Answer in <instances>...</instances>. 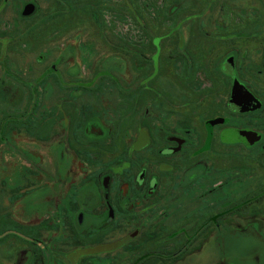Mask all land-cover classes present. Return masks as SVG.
<instances>
[{"label": "rangeland", "instance_id": "1", "mask_svg": "<svg viewBox=\"0 0 264 264\" xmlns=\"http://www.w3.org/2000/svg\"><path fill=\"white\" fill-rule=\"evenodd\" d=\"M28 3H34L37 12L24 18L21 13ZM258 48L264 51V0H0V89L9 92L13 87L18 116L25 104L33 105V143L8 140V147L18 154L11 184L34 182L16 191L22 198L27 190L31 193L17 207L19 220L37 225L47 216H58L62 200L77 192L74 185L81 180L71 171L75 160L58 149L73 145V133L62 130V118L50 125L47 139L56 148L42 145L44 107L65 103L74 108L79 99L77 77L86 73L91 78L98 70H108L114 82L104 80L94 96L96 103L102 98L116 108L112 125L120 129L129 107L130 116L138 111L139 96L140 103L159 111L163 127L172 123L177 134H189V144L176 158V172L163 181L145 218L131 223L118 220L104 229L100 242L122 239L137 229L140 234L124 249L99 257L98 264H172L171 255L185 243L186 233L199 228L195 236H200L187 249L192 252L178 264H221L226 258L228 264H257L256 256L264 261V203L250 206L246 215L232 214L216 222L223 211L226 215L231 206L252 199L264 187L260 155L219 139L213 151L193 160L187 157L204 146L206 122L225 119L228 128L264 134V113L239 117L225 111L231 82L218 73L223 59L236 55L239 77L264 99V77L257 75L253 60ZM6 96L0 98L4 119L15 110ZM133 101L137 105L132 106ZM112 108H104L108 117ZM132 122L130 117L131 127ZM18 125L21 134L25 128ZM114 144V149L94 152L96 178L112 159L122 172L119 156L124 143ZM1 150H7L6 144ZM148 157L152 156L145 160ZM8 160L2 156V168L8 167ZM206 163L205 172L201 167ZM5 183L0 191L2 220L12 216L13 207L6 205V199L15 192L10 193ZM207 219L215 222L205 224ZM43 225L49 231L46 248L39 247L44 260L69 264L65 252L83 243L75 219ZM11 227L10 222H0V264H14V249L26 247L5 235Z\"/></svg>", "mask_w": 264, "mask_h": 264}, {"label": "flooded vegetation", "instance_id": "2", "mask_svg": "<svg viewBox=\"0 0 264 264\" xmlns=\"http://www.w3.org/2000/svg\"><path fill=\"white\" fill-rule=\"evenodd\" d=\"M255 54V57L259 59L258 61L257 59H253L257 66L256 73L259 77H264V51L258 48L255 49ZM236 60V55L231 54L226 56L218 66V73L231 82L230 97L224 109L233 116L239 117L253 114L261 115L264 113V99L258 94L257 88H250L249 85L241 80L239 77V64ZM0 70L1 80V65ZM85 74L79 75L75 80V90L78 92L77 96L79 95V99H77V103L73 104L74 108L66 107L65 103H57L51 108L44 107L43 110L44 119L42 123V132L44 133V141L42 140V145L45 148H56L48 144L47 139H49L51 135L50 125L56 122L57 119L62 118L64 120L62 130L65 131L68 129L69 132L73 133V145H59L58 149L75 160V167L71 169V171L74 174L79 173L81 180L74 185L78 190L72 195L73 198L71 197L72 199L70 198L69 200L65 198L62 200V203L56 211L59 212V215L55 217L47 216L37 225L25 223L18 218V216L21 215L19 211L17 214L18 205L31 195L27 190L25 193L26 197L22 198L20 194L16 192L18 186H25V188H28L33 186L34 182L26 180L17 185L11 184V169L16 166V158L14 156L18 154L16 152L13 154L11 148L8 147L9 139L14 142H19L18 140L23 141L25 139L27 140L26 143H33V125L31 122L33 118V105L32 103L25 104L26 110L21 112L20 116H18V114L15 113L18 109V105L12 102L17 96L16 92L13 91V87H11L9 92H4L0 89V98H4V96H6L4 93H8L6 98L11 102L10 109H12V107L15 109L14 112L10 113L8 118L4 119L2 118L0 103V191L2 186L6 184L5 180L8 182V185H10V193L13 190L15 191L14 196L11 194L10 197L6 199V205L8 207H13L12 216L4 220L0 218V222L12 223V227L6 231L12 232L9 235L14 237L16 243L22 241V243L26 244L23 250L18 251L14 249V264H48L47 258L45 257L44 260V255L41 250L46 248L45 246L47 243L45 239H47L49 235L48 228H45L47 226L43 225L47 221L61 222L67 221V219H75L77 226L80 228L81 232H76H79V238L82 239H79V242L83 243L65 252V258L69 264H98L99 257L127 247L139 236L140 230L137 229L132 234L119 240L100 242L99 240H102L104 229L106 227L109 229L110 224H112V228L118 220L130 223L141 222L154 205L152 201L159 194L163 181L176 172L178 166L176 158L184 154V150L189 144L187 138L189 134H177L174 132L175 130L170 128L173 126L172 123H170L171 125H165L163 127L161 124V114L157 113L159 111H156L155 107H152L149 103H140L139 96L137 97V101L139 100L138 111L132 113L130 116L129 110H131V108L129 107V110L127 109L128 114H124L120 129H118L117 125H112L113 119H115L113 111H115L116 108L114 109L112 104L106 103L102 98V101L96 103L94 95L97 93V90L101 88L100 85L104 80L114 82L113 73H109L108 70H98L91 78L90 74ZM147 78L148 77H145L142 82H146ZM235 81L244 87L245 92L251 93L254 97L253 103L248 104L246 99H243L240 103L233 107L231 106V94ZM145 90L148 92L151 91L155 95L157 93L151 88H146ZM80 100L82 101L80 102ZM137 101H133L132 106L134 104L137 105ZM258 102L261 103V108L252 111V108L256 107ZM109 106L113 108L112 111H110L111 116L108 117L106 112H104V108H111ZM246 106H250L249 108L251 111H242L244 108H247ZM130 117L133 120L132 127L128 125V119H130ZM216 121L217 120L211 124L210 122H206V141L204 146L195 152L196 155L193 153L187 156L188 158L193 160L197 155L213 151L212 149L215 141H219L220 139L221 144L240 145L248 150H252L254 154L260 155V161L263 160L262 162L264 164V134L255 132V134L252 135L248 131L228 128L230 123L225 119H219L218 122ZM18 124H20V129L23 127L25 128L21 129V134L18 131ZM8 126L10 128L9 133H7ZM117 141L124 143L123 155H118L121 160L120 168L122 172L116 170L114 166L115 160L112 159L107 164L103 165L102 175L96 178L97 171L94 170V164L97 160L92 158V156L95 155L94 152L103 151L108 147L114 149V143ZM62 142L65 143V139H63ZM2 144H6L7 150H1ZM109 154L113 155V152L111 151ZM148 155L152 157H148V159L145 160ZM2 156H7V158H9L6 162L8 167L2 168ZM139 157H142V159L140 160ZM207 166L208 164L206 163V166H202L201 168L206 172ZM87 167L93 170L83 171V169H87ZM4 172L9 173L6 174V176H2ZM252 195V199L247 197L246 200L243 199L240 201V203L244 201V204L241 205L239 203L231 206V208L226 210V215H224L223 211L216 222L218 223L221 219L232 214L240 216L246 215L250 212V206H257L260 202L264 203V187L259 188V193L254 192ZM29 207L30 206H28V208ZM211 221L215 222L213 219H207L204 222L206 224L212 223ZM97 222L100 224L99 226L96 225ZM86 223H88V225ZM199 230L200 228L195 232L191 230L189 233H186L185 243L181 247L175 248V253L171 255L172 257L170 256L171 259L174 260L172 264L183 262L192 252L187 249L194 243L195 239L197 240L200 236H195ZM204 232L205 229H203L201 233ZM56 236L55 234L54 237ZM131 236H134L132 240L115 250L98 251L100 248L113 246ZM39 247L41 249H39ZM171 259L169 258V260ZM229 260L230 258H226L221 264H228ZM255 261L257 264H264L263 259L260 260L258 256L255 257Z\"/></svg>", "mask_w": 264, "mask_h": 264}, {"label": "water", "instance_id": "3", "mask_svg": "<svg viewBox=\"0 0 264 264\" xmlns=\"http://www.w3.org/2000/svg\"><path fill=\"white\" fill-rule=\"evenodd\" d=\"M36 10H37V6L34 3H28L24 6L21 15L24 18H31L32 16L35 15ZM243 99H246L248 104H251L254 101V97L251 95V93L245 92L244 87L242 85L238 84L237 81H235L233 84V89H232V94H231V101H230L231 106L233 107L234 105L240 103V101H242ZM257 104L258 105H256V107L252 108L253 109L252 111H255V110L261 108V103L258 102ZM246 107L247 108H244V110H242V111H244V112L245 111L246 112L251 111V109L249 108L250 106H246ZM206 148H208V147H206ZM11 233L12 232H7L5 235H9ZM133 238H134V236H131L130 238H128V239H126V240H124L118 244H115V245L109 246V247H105V248H100V249H98V251L115 250V249L125 245L130 240H132Z\"/></svg>", "mask_w": 264, "mask_h": 264}, {"label": "trees", "instance_id": "4", "mask_svg": "<svg viewBox=\"0 0 264 264\" xmlns=\"http://www.w3.org/2000/svg\"><path fill=\"white\" fill-rule=\"evenodd\" d=\"M36 12H37V10H36ZM35 14H36V13H35ZM9 236H10V235H9ZM9 236H8V237H9Z\"/></svg>", "mask_w": 264, "mask_h": 264}]
</instances>
